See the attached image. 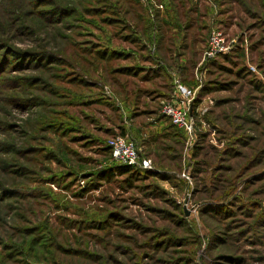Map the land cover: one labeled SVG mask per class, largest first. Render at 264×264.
I'll return each mask as SVG.
<instances>
[{
  "label": "rangeland",
  "instance_id": "rangeland-1",
  "mask_svg": "<svg viewBox=\"0 0 264 264\" xmlns=\"http://www.w3.org/2000/svg\"><path fill=\"white\" fill-rule=\"evenodd\" d=\"M0 264H264V0H0Z\"/></svg>",
  "mask_w": 264,
  "mask_h": 264
},
{
  "label": "built area",
  "instance_id": "built-area-1",
  "mask_svg": "<svg viewBox=\"0 0 264 264\" xmlns=\"http://www.w3.org/2000/svg\"><path fill=\"white\" fill-rule=\"evenodd\" d=\"M225 49L223 35L220 31H213L209 41V47L206 51L208 55H214L222 52ZM180 96L182 102L185 103L190 93L186 88L180 86ZM166 116L170 117L172 122L179 128L184 129L189 138L193 137V125L188 120L186 112L179 107H174L170 104L164 105ZM108 145L111 148L112 160L119 164L141 166L148 168L151 166V160L148 158L142 159L136 144L127 135H116L109 139Z\"/></svg>",
  "mask_w": 264,
  "mask_h": 264
},
{
  "label": "trees",
  "instance_id": "trees-1",
  "mask_svg": "<svg viewBox=\"0 0 264 264\" xmlns=\"http://www.w3.org/2000/svg\"><path fill=\"white\" fill-rule=\"evenodd\" d=\"M108 146V149L110 151V155H111V159H112V154H111V148L110 146L107 144ZM119 164V163H118ZM116 168L120 169V170H125L124 172H127L129 171L131 168H133V166L131 165H125V164H120V165H117Z\"/></svg>",
  "mask_w": 264,
  "mask_h": 264
}]
</instances>
